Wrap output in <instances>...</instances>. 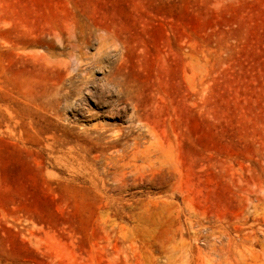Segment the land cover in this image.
Masks as SVG:
<instances>
[{
	"label": "rangeland",
	"instance_id": "374dc122",
	"mask_svg": "<svg viewBox=\"0 0 264 264\" xmlns=\"http://www.w3.org/2000/svg\"><path fill=\"white\" fill-rule=\"evenodd\" d=\"M0 264H264V0H0Z\"/></svg>",
	"mask_w": 264,
	"mask_h": 264
},
{
	"label": "bare ground",
	"instance_id": "6f19581e",
	"mask_svg": "<svg viewBox=\"0 0 264 264\" xmlns=\"http://www.w3.org/2000/svg\"><path fill=\"white\" fill-rule=\"evenodd\" d=\"M82 59H85V57H82V56H79V57H78V60L81 61ZM65 64H66V67L68 68V67L70 66V64H71V61L68 60V61L65 62ZM63 97H64V96H63Z\"/></svg>",
	"mask_w": 264,
	"mask_h": 264
}]
</instances>
